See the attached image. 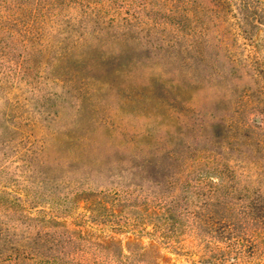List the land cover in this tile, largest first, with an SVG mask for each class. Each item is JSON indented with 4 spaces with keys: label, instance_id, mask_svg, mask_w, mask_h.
I'll list each match as a JSON object with an SVG mask.
<instances>
[{
    "label": "rangeland",
    "instance_id": "rangeland-1",
    "mask_svg": "<svg viewBox=\"0 0 264 264\" xmlns=\"http://www.w3.org/2000/svg\"><path fill=\"white\" fill-rule=\"evenodd\" d=\"M15 1L0 5V264H203L207 237L114 233L124 218L84 200L180 195L201 173L264 192V138L242 126L263 120L256 77L223 8L195 0L181 31L164 0Z\"/></svg>",
    "mask_w": 264,
    "mask_h": 264
},
{
    "label": "trees",
    "instance_id": "trees-1",
    "mask_svg": "<svg viewBox=\"0 0 264 264\" xmlns=\"http://www.w3.org/2000/svg\"><path fill=\"white\" fill-rule=\"evenodd\" d=\"M13 1L2 0L0 5L8 8L11 3L19 7L24 4ZM48 1L54 4L64 0ZM164 1L171 3L169 10L179 16L175 20L177 28L184 31L195 0ZM215 1L230 18L236 41L241 40V62L249 65L256 77L259 104L251 109L261 113L263 120L255 122L243 112L242 126L256 129L264 138V0ZM213 178L208 173L199 174L180 195L174 190L152 195L142 188L100 190L85 197L84 206L87 210L99 207L109 217L124 218L113 223L114 233L130 229L137 235L165 240L167 245L186 230L207 237L209 256L203 258V264H264V192L248 193V189L239 188L234 175L219 174L216 183ZM151 264L177 263L156 260ZM191 264L199 262L193 260Z\"/></svg>",
    "mask_w": 264,
    "mask_h": 264
}]
</instances>
